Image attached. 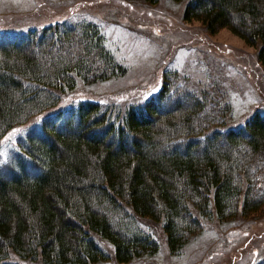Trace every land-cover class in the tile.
<instances>
[{"label":"trees","instance_id":"trees-1","mask_svg":"<svg viewBox=\"0 0 264 264\" xmlns=\"http://www.w3.org/2000/svg\"><path fill=\"white\" fill-rule=\"evenodd\" d=\"M183 15L212 33L230 29L258 47L264 65V0H187ZM125 72L92 21L0 38V140L57 106L78 80ZM167 75L141 103L77 99L60 119L42 121L44 139L27 148L40 172L0 174V264H19L7 262L12 254L90 264L108 257L98 238L119 263L152 256L160 246L143 218L161 223L179 255L203 220L225 223L264 207V109L234 125L230 96Z\"/></svg>","mask_w":264,"mask_h":264},{"label":"rangeland","instance_id":"rangeland-1","mask_svg":"<svg viewBox=\"0 0 264 264\" xmlns=\"http://www.w3.org/2000/svg\"><path fill=\"white\" fill-rule=\"evenodd\" d=\"M187 0H0V38L15 40L55 22L92 21L99 25L107 47L126 67L118 77L93 84L78 80L74 90L45 114L9 130L0 140V174L6 178L40 172L27 148L44 139L47 117L81 100H118L137 104L154 95L167 74L176 84L214 88L230 96L231 123L242 124L256 109H264V65L258 47L223 27L212 33L198 20H185ZM5 39V40H4ZM167 76V77H166ZM67 114L63 112L62 118ZM55 116V117H53ZM50 119V120H51ZM17 130V131H14ZM264 184V179L261 180ZM159 243L155 255L127 263L115 260L113 246L100 238L107 258L90 264H258L264 260V207L225 223L203 220V231L177 255L168 248L160 222L141 219ZM10 263L41 264L12 254Z\"/></svg>","mask_w":264,"mask_h":264},{"label":"snow or ice","instance_id":"snow-or-ice-1","mask_svg":"<svg viewBox=\"0 0 264 264\" xmlns=\"http://www.w3.org/2000/svg\"><path fill=\"white\" fill-rule=\"evenodd\" d=\"M14 131H17V130H14Z\"/></svg>","mask_w":264,"mask_h":264}]
</instances>
